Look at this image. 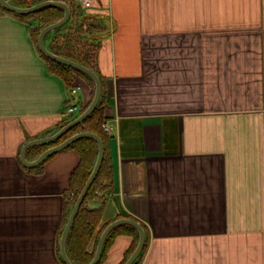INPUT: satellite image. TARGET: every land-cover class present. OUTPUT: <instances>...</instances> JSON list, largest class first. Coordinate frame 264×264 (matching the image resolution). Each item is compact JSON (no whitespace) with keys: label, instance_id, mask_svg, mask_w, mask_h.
<instances>
[{"label":"crops","instance_id":"1","mask_svg":"<svg viewBox=\"0 0 264 264\" xmlns=\"http://www.w3.org/2000/svg\"><path fill=\"white\" fill-rule=\"evenodd\" d=\"M86 11L100 22L112 126L101 223L148 225L141 264H264V0H94ZM37 24L0 5V264H64L79 155L65 148L37 172L21 150L91 98L83 78L74 96L49 71ZM132 238L118 234L101 264H118Z\"/></svg>","mask_w":264,"mask_h":264},{"label":"trees","instance_id":"2","mask_svg":"<svg viewBox=\"0 0 264 264\" xmlns=\"http://www.w3.org/2000/svg\"><path fill=\"white\" fill-rule=\"evenodd\" d=\"M44 0H13L11 3L20 7H29ZM71 8V16L69 20L62 26L50 31L45 36V44L50 51L61 55L66 58L76 60L92 69H94L99 75L102 82V96L98 106L82 123L74 125L66 133H64L57 140L52 142L37 144L31 146L27 151V158L29 160L36 159L46 149L63 142L70 136L82 132L92 131L100 135L104 143V158L97 177L89 188L83 203L77 213L75 221L69 231L66 241V248L68 255L74 264H89L94 257L98 241L103 229L109 224V222L101 223L104 209L105 199L99 195L98 191H104L112 176V166L107 151V141L109 138L108 132L104 129L103 124L105 119V93H106V78L100 72L98 68V53L99 42L95 38L96 32L101 28L100 22L93 16H89L87 9L83 8L76 0H64ZM6 10V9H5ZM15 16L28 20L29 17H35L38 20V24L31 27L32 37L40 55L46 60L48 69L51 73L61 77L66 85L70 88L73 86L75 77L79 76L86 80L91 86V98L92 100L95 92V82L87 74L73 68L72 66L60 63L46 57L38 48V36L40 31L48 24L61 19L65 13L64 9L59 6H44L29 14H20L13 11L6 10ZM72 91V90H71ZM89 101V103H90ZM88 103V104H89ZM77 104V103H76ZM79 107V110L72 117H64L57 125L56 128L47 130L44 135H51L57 132L60 128L68 124L71 120L80 115L88 106ZM67 148L74 149L79 155V161L71 172L69 185L66 189V196L64 200L63 216L61 220V226L59 230V238L57 250L60 254L59 239L65 224L68 220L70 212L82 191L86 180L88 179L96 159L98 157V143L92 137L84 136L80 137L72 142ZM54 154L48 156L42 163L29 169L41 172L44 163L48 158ZM93 202L95 205H93ZM130 217L141 222L146 231V241L142 252L139 257L133 262V264H141L147 248L150 243V233L148 225L135 217L130 215L121 214L118 218ZM118 234L132 235V242L127 248L123 259L118 264H124L130 255L135 250L139 241L138 230L129 224H121L116 226L106 239L101 257L97 264H101L107 257L108 251L113 244L115 237ZM94 238V246L89 249V244ZM63 260V259H62ZM63 263L66 264L63 260Z\"/></svg>","mask_w":264,"mask_h":264},{"label":"water","instance_id":"3","mask_svg":"<svg viewBox=\"0 0 264 264\" xmlns=\"http://www.w3.org/2000/svg\"><path fill=\"white\" fill-rule=\"evenodd\" d=\"M0 5L9 11H13L16 13H20V14H29V13H33L36 10L40 9L41 7L44 6H59L62 7L65 11L63 17L55 22H52L48 25H46L41 31L40 34L38 36V48L40 49V51L48 58L58 61L60 63L72 66L73 68L87 74L88 76H90L94 82H95V92H94V96L92 98V100L90 101V103L88 104V106L86 107V109L80 114L78 115L76 118H74L73 120H71L68 124H66L65 126H63L62 128H60L57 132L45 136V137H40V138H35V139H31L28 142H26L21 150V160L23 162L24 165L28 166V167H34L39 165L40 163H42L48 156L55 154L65 148H67L72 142H74L75 140H77L80 137H84V136H88V137H92L96 140V142L98 143V157L96 159L95 165L88 177V179L86 180L84 187L82 189V191L80 192L71 212L70 215L68 217V220L65 224V227L62 231V234L60 236L59 239V244H60V253L62 256V259L64 260V262L66 264H74L72 262V260L70 259L68 252H67V248H66V241H67V236L69 234V231L75 221V218L77 216V213L80 209L81 204L83 203V200L89 190V188L91 187L92 183L94 182L95 178L97 177L99 170L101 168L102 162H103V158H104V143L102 138L100 137V135H98L95 132L92 131H82L79 133H76L72 136H70L69 138L65 139L63 142L54 145L48 149H46L44 152H42L36 159L34 160H29L26 156L28 149L33 146V145H37V144H43V143H48V142H52L54 140H57L59 137H61L64 133H66L71 127H73L74 125H77L79 123H82L89 115L92 114V112L96 109V107L99 104V101L101 99L102 96V82L101 79L99 77V75L97 74V72L70 58H66L63 57L61 55H58L56 53H53L52 51H50L48 49V47L45 44V36L48 32L53 31L54 29L62 26L64 23H66L70 16H71V8L69 6V4L64 1V0H44L41 1L37 4H34L32 6L29 7H20L17 5L12 4L9 0H0ZM121 224H129L134 226L138 232H139V241L138 244L135 248V250L133 251V253L130 255V257L127 259V261L124 264H133V262L139 257L140 253L142 252L144 245H145V241H146V231L144 226L141 224L140 221L134 219V218H130V217H121V218H117L115 220H113L112 222H110L102 231L99 241H98V245L94 254L93 259L91 260V262L89 264H97L100 257H101V253H102V249L104 246V243L106 241V239L108 238L110 232L118 225Z\"/></svg>","mask_w":264,"mask_h":264},{"label":"built area","instance_id":"4","mask_svg":"<svg viewBox=\"0 0 264 264\" xmlns=\"http://www.w3.org/2000/svg\"><path fill=\"white\" fill-rule=\"evenodd\" d=\"M76 1L85 9H89L93 5V2H94V0H76ZM80 79H81V77H79V76L75 77V81L73 83L74 85L72 87V93L74 96L76 95L77 90L81 88V86L79 84ZM78 110H79L78 103L76 104L74 102H71L70 105L67 107L64 115L67 118L72 117L73 115H75V113ZM103 127L108 133H111L112 126L107 121L104 122Z\"/></svg>","mask_w":264,"mask_h":264}]
</instances>
